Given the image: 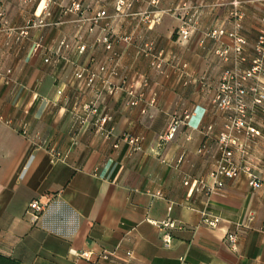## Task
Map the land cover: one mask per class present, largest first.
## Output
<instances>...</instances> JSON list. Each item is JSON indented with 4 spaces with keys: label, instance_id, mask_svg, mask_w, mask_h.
<instances>
[{
    "label": "crops",
    "instance_id": "obj_1",
    "mask_svg": "<svg viewBox=\"0 0 264 264\" xmlns=\"http://www.w3.org/2000/svg\"><path fill=\"white\" fill-rule=\"evenodd\" d=\"M76 1L80 10L75 0H0V254L22 264H93L75 254L83 250L116 251L97 264H264V185L242 175L207 195L184 184L212 182L227 122L213 101L226 73L252 65L264 1ZM234 31L246 41L241 53ZM83 69L101 78L89 84L77 77ZM132 86L142 94L136 106ZM251 100L249 123L261 134L247 141L249 159L264 181V104L253 109ZM92 102L112 116L110 138L92 119L79 122ZM185 111L191 119L160 146ZM39 199L50 202L34 223L27 210ZM207 214L220 218L216 227ZM168 219L177 227H160ZM228 232L238 234L236 251Z\"/></svg>",
    "mask_w": 264,
    "mask_h": 264
},
{
    "label": "built area",
    "instance_id": "obj_2",
    "mask_svg": "<svg viewBox=\"0 0 264 264\" xmlns=\"http://www.w3.org/2000/svg\"><path fill=\"white\" fill-rule=\"evenodd\" d=\"M219 1L220 0H212ZM264 1V0H256ZM160 0H152L153 4H158ZM124 2L122 1L123 4ZM240 3V0H234L232 4L237 6ZM219 5V4H217ZM75 10H80V4L75 0L73 4ZM4 17V9L0 3V20ZM192 18H189L184 22V25L180 27L179 33L183 39H188L191 35V29L189 24L191 23ZM239 26V25H238ZM226 32L220 30L213 35H225ZM231 38L235 40V51L241 53L243 46L246 44V41L238 37L236 32H231L228 34ZM108 43L107 48H111V44L108 39H105ZM201 44H204V40L201 41ZM256 56L252 61V65L247 69L243 75H234L226 73L222 84L220 85L219 91L216 94L214 99V106L216 109L226 113L227 122L224 127V130L218 134V143L221 150V155L216 163L215 170L210 174L212 182L208 183L203 178H187L184 181V184L194 192H203L207 195H210L214 192H217L224 185L226 179H237L242 175H246L251 182V185L254 188H260L264 185V181L256 174L255 168L249 159V145L248 140L253 136H259L261 133L258 129L252 126L249 123V116L251 113L250 103L247 101V96L249 93L252 94L251 105L252 108L264 104V20L262 29L258 35L257 42L255 44ZM228 51H224L223 54H227ZM49 61V59H46ZM150 65L158 70L162 69V61L160 57H155L151 60ZM100 72L106 73L107 67L105 65L100 67ZM111 75H116L117 70L113 69L110 73ZM77 77L80 79L87 78V82L92 84L99 77L98 73H94L83 69L77 73ZM247 80H253L256 84L250 88L246 89L243 82ZM105 83H109L108 80H104ZM147 85V83H145ZM110 94L115 93L113 87L108 88ZM134 86L130 91L131 98L128 102L130 106H136L141 100L142 94L136 95L133 91ZM156 99L151 101L154 104ZM86 115L84 117L78 116L79 122L83 125L85 122H88L90 119L93 121V125L104 135L105 138H110L113 135L114 126L112 125V116L109 114L99 113L96 103L92 102L87 105L85 108ZM192 117V113L185 111L182 114V117L174 115L169 123L168 129L159 136L160 146H165L168 142L172 141L178 128L181 124H186ZM212 126H207L206 130H212ZM244 138V139H243ZM125 140L133 145L134 150H140V138L132 137L125 135ZM117 146V144L115 145ZM50 201L43 202L41 199L34 200L30 203L27 213L30 216L32 222L36 223L41 219L46 208ZM219 217H213L206 215L204 222L212 227H216L219 223ZM162 228L174 229L177 227L176 223L171 220H166L160 224ZM227 241L232 250L238 249V234L237 232H228ZM163 242L166 246H169L172 242V236L167 232L163 236ZM75 254L86 261L97 264L100 261L109 260L112 257L117 255L116 251H103L101 253H94L93 251L83 250ZM127 256L131 258L133 252H127Z\"/></svg>",
    "mask_w": 264,
    "mask_h": 264
},
{
    "label": "trees",
    "instance_id": "obj_3",
    "mask_svg": "<svg viewBox=\"0 0 264 264\" xmlns=\"http://www.w3.org/2000/svg\"><path fill=\"white\" fill-rule=\"evenodd\" d=\"M0 264H22V263L11 257L0 254Z\"/></svg>",
    "mask_w": 264,
    "mask_h": 264
},
{
    "label": "rangeland",
    "instance_id": "obj_4",
    "mask_svg": "<svg viewBox=\"0 0 264 264\" xmlns=\"http://www.w3.org/2000/svg\"><path fill=\"white\" fill-rule=\"evenodd\" d=\"M45 61H46V59H45ZM47 62V61H46Z\"/></svg>",
    "mask_w": 264,
    "mask_h": 264
}]
</instances>
